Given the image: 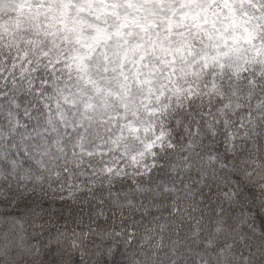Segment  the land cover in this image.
I'll list each match as a JSON object with an SVG mask.
<instances>
[{"label": "clouds", "instance_id": "clouds-1", "mask_svg": "<svg viewBox=\"0 0 264 264\" xmlns=\"http://www.w3.org/2000/svg\"><path fill=\"white\" fill-rule=\"evenodd\" d=\"M0 264H264V0H0Z\"/></svg>", "mask_w": 264, "mask_h": 264}]
</instances>
